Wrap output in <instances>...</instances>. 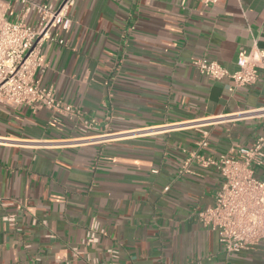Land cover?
<instances>
[{
    "label": "crops",
    "instance_id": "obj_1",
    "mask_svg": "<svg viewBox=\"0 0 264 264\" xmlns=\"http://www.w3.org/2000/svg\"><path fill=\"white\" fill-rule=\"evenodd\" d=\"M67 16L39 76L100 126L0 103V264H264V245L228 254L198 221L218 170L184 167L264 135L263 80L236 87L191 64L234 72L242 48L264 51V0H74ZM189 122L207 124V149L199 127L168 128ZM94 219L104 234L83 244Z\"/></svg>",
    "mask_w": 264,
    "mask_h": 264
},
{
    "label": "built area",
    "instance_id": "obj_2",
    "mask_svg": "<svg viewBox=\"0 0 264 264\" xmlns=\"http://www.w3.org/2000/svg\"><path fill=\"white\" fill-rule=\"evenodd\" d=\"M12 1L0 0V103L10 107H45L55 116L80 121V130L84 133L96 130L100 126L98 119L86 117L74 104L57 97L54 87L44 86L39 76L49 66L45 46L65 42L53 31L58 27L64 31L70 29L72 21L67 10L74 0H63L57 8L33 0H17L20 9L13 21L10 17ZM200 1L205 7L218 2ZM34 12L38 17L32 25L28 19ZM191 64L214 80L232 79L236 87L264 81V51L258 47L239 51L238 69L234 72L206 57L192 58ZM261 110L264 113V109ZM220 119L210 121L215 123ZM206 125L189 122L168 128L199 127L202 137L198 147L204 150L209 147ZM192 158L205 167L216 168L221 177L214 203L197 212L202 227L217 233L222 249L228 254L264 245V135L249 146L233 145L218 157L193 153L184 164L186 172ZM102 234L104 230L94 219L83 244L98 242Z\"/></svg>",
    "mask_w": 264,
    "mask_h": 264
},
{
    "label": "rangeland",
    "instance_id": "obj_3",
    "mask_svg": "<svg viewBox=\"0 0 264 264\" xmlns=\"http://www.w3.org/2000/svg\"><path fill=\"white\" fill-rule=\"evenodd\" d=\"M16 7H14V10H13V12L12 13H10V16H11V20L13 21L14 20V18H13V16H14V13H15V11H16Z\"/></svg>",
    "mask_w": 264,
    "mask_h": 264
}]
</instances>
